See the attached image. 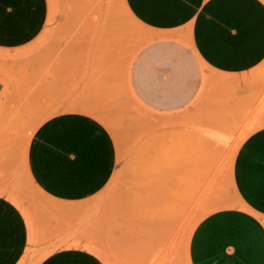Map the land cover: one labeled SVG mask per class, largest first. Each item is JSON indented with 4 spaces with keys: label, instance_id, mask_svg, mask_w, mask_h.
<instances>
[{
    "label": "rangeland",
    "instance_id": "rangeland-1",
    "mask_svg": "<svg viewBox=\"0 0 264 264\" xmlns=\"http://www.w3.org/2000/svg\"><path fill=\"white\" fill-rule=\"evenodd\" d=\"M48 4L31 43L0 47V197L16 211L15 264L67 248L103 264H190L203 217L239 203L233 160L264 126V61L218 72L187 30L147 28L124 0ZM56 114L68 153L41 183L27 154ZM96 126L109 155L86 166L73 150Z\"/></svg>",
    "mask_w": 264,
    "mask_h": 264
},
{
    "label": "crops",
    "instance_id": "crops-1",
    "mask_svg": "<svg viewBox=\"0 0 264 264\" xmlns=\"http://www.w3.org/2000/svg\"><path fill=\"white\" fill-rule=\"evenodd\" d=\"M145 27L187 30L194 52L218 72L241 74L264 61L263 0H124ZM48 0H0V47L31 43L46 27ZM3 84L0 81V98ZM63 115L44 121L31 141L28 164L42 183L56 175L68 149ZM99 127L87 131L74 157L86 166L108 157ZM103 143V144H102ZM102 144V145H101ZM73 155V154H72ZM57 172V173H56ZM238 205L206 214L189 240L190 264H264V126L240 144L232 166ZM16 211L0 197V264H15ZM40 264H103L89 252L63 249Z\"/></svg>",
    "mask_w": 264,
    "mask_h": 264
}]
</instances>
